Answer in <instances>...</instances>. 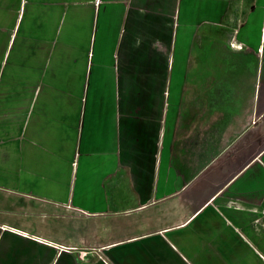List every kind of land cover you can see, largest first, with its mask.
<instances>
[{
	"label": "crops",
	"instance_id": "obj_1",
	"mask_svg": "<svg viewBox=\"0 0 264 264\" xmlns=\"http://www.w3.org/2000/svg\"><path fill=\"white\" fill-rule=\"evenodd\" d=\"M0 192L8 264H264V0H0Z\"/></svg>",
	"mask_w": 264,
	"mask_h": 264
},
{
	"label": "rangeland",
	"instance_id": "obj_2",
	"mask_svg": "<svg viewBox=\"0 0 264 264\" xmlns=\"http://www.w3.org/2000/svg\"><path fill=\"white\" fill-rule=\"evenodd\" d=\"M2 193L0 192V195H1ZM9 207H10V209H9V211H8V213H7V215L5 216V218H1L2 220H5V221H8V222H10V223H20V220H19V218H17L16 217V219H15V217H14V210L18 207V203H17V200H15L14 199V196H13V198L10 200V203H9ZM28 213V212H27ZM23 216V215H22ZM22 218H24V216L22 217ZM28 226V225H27ZM6 228V227H5ZM7 230H10V229H8V228H6V229H0V232H9V231H7ZM7 243V242H6ZM7 246H8V244H5V245H2V246H0V249H2L3 251H5L4 249H6L7 248ZM0 264H8V262L6 261V259L5 258H0Z\"/></svg>",
	"mask_w": 264,
	"mask_h": 264
}]
</instances>
